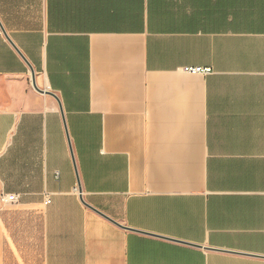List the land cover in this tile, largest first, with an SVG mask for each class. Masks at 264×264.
I'll return each instance as SVG.
<instances>
[{"label": "crops", "instance_id": "0c3cea01", "mask_svg": "<svg viewBox=\"0 0 264 264\" xmlns=\"http://www.w3.org/2000/svg\"><path fill=\"white\" fill-rule=\"evenodd\" d=\"M0 192V264H264V0H0Z\"/></svg>", "mask_w": 264, "mask_h": 264}, {"label": "built area", "instance_id": "2783aa9c", "mask_svg": "<svg viewBox=\"0 0 264 264\" xmlns=\"http://www.w3.org/2000/svg\"><path fill=\"white\" fill-rule=\"evenodd\" d=\"M187 73L190 74H209L211 72L210 69H202V68H186L184 70ZM78 190V188H76ZM19 201V197L16 195H10L6 194L5 192H0V202L4 205H11V204H16Z\"/></svg>", "mask_w": 264, "mask_h": 264}, {"label": "water", "instance_id": "95a60500", "mask_svg": "<svg viewBox=\"0 0 264 264\" xmlns=\"http://www.w3.org/2000/svg\"><path fill=\"white\" fill-rule=\"evenodd\" d=\"M7 38L10 39L8 36H7ZM16 49H17V48H16ZM17 51H18V50H17ZM19 53H20V52H19ZM21 55H22V54H21ZM29 66H30L31 73H32V83H33L34 88H35L38 92H40V93H48V92H46V91H44V90H41V89L38 87V85H37V83H36V73H35V70L32 68V66H31L30 64H29ZM61 112H62L63 118L65 119V117H64V111H63L62 107H61ZM64 121H65V120H64ZM71 153H72V157H73V159H74V155H73V152H72V148H71ZM78 182H79V181H78ZM78 184L80 185V182H79ZM80 199H81L82 203H83L84 205H86L87 207L93 209L94 211H96L97 213H99L100 215H102L103 217H105L106 219H108L109 221H111L112 223L116 224L117 226L123 227L120 223L114 221L112 218H110V217H108L107 215L103 214L102 212H100V211H98V210L92 208V206H90L88 203H86V201L84 200V198H83L82 196L80 197Z\"/></svg>", "mask_w": 264, "mask_h": 264}]
</instances>
